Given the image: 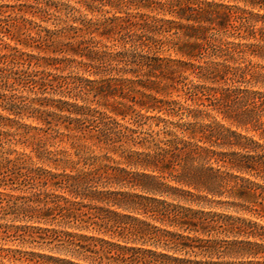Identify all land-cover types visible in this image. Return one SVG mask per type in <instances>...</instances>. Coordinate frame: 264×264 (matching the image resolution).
Returning <instances> with one entry per match:
<instances>
[{"label": "trees", "instance_id": "1", "mask_svg": "<svg viewBox=\"0 0 264 264\" xmlns=\"http://www.w3.org/2000/svg\"><path fill=\"white\" fill-rule=\"evenodd\" d=\"M101 1L85 0L91 10ZM243 1L259 12H250L223 1L188 0L187 4L185 0L139 1L142 8L161 10L184 19L188 24L178 29H186L185 36L189 40L179 48V53L189 59L217 60L205 66L192 65L204 83L228 86L209 88L204 84L201 89L203 95L206 91L213 92L208 98L211 113L221 116L229 127L218 122L206 126L189 123L184 125V133L192 135L189 139H180L169 132L167 136L174 139L138 142L133 130L91 106L94 101L91 97L99 100L101 96V99L107 97L106 89L112 88L111 84L103 82L95 86V81L88 80V84H93L89 89L81 85L84 80L55 77L35 70L44 67L40 61L50 64V60L19 54L17 48L1 44L3 38H0V99L9 100L6 105H0L17 118L33 115L27 117H35L48 127L20 126L24 130L25 143H30L42 167L33 166L32 157L25 154L15 160L0 161V213L4 219L21 224L3 228H14L26 244L48 247L66 256L32 252L30 262L264 264V93L229 87L237 82L264 83V73L252 62H247V56L264 60V14H260V10H264V0ZM110 3L118 13L125 11L127 15L103 23L104 29L115 35L117 44L114 45L122 50L117 53L99 51L94 49L99 47L98 43L92 41H83L77 48L69 46L72 48L69 52L76 55L86 51V54L80 53L87 60L80 62L81 67L98 70L116 61L146 66L152 72L161 66L162 59L157 55L161 42L150 34L176 22L129 15L133 4L126 0H110ZM2 8L0 6V16L3 17L0 18V36L24 43L12 30L18 28L17 21L10 22ZM97 25L89 26L87 31L95 32ZM229 38L239 42L226 41ZM89 43H93L94 48L84 46ZM139 56L143 61L137 60ZM132 72L137 73L136 70ZM124 82L120 81L121 87L125 86ZM16 87L30 89L45 98L25 105L17 103L20 99L17 95L8 98L4 93ZM51 93L82 100L84 105L48 99L46 96ZM36 104L39 108H34ZM45 106L76 117L58 116L43 110ZM124 109L125 106L121 105L111 112L127 117L128 112ZM193 117L197 119L199 116ZM55 118L68 123L67 128L82 133L83 138H94L100 155L86 158L82 164V160H72L68 151L47 152L45 148L51 139L53 125L51 120ZM4 122L15 123L16 120L0 116L1 148H4L3 144L12 143L11 135L4 130L9 125ZM196 134L204 136L197 138ZM203 138L212 143L211 147L199 144ZM215 145L238 151H218L213 148ZM136 147L148 152L131 151ZM118 153H121V161L126 167H121L120 162L110 164V155ZM48 161L62 170L44 167ZM131 167L139 171L132 172ZM185 187L205 193L204 197L198 196L203 201L211 202L209 196L227 197L231 201L218 200L216 203H226L239 215L216 214L181 205V201H188L186 197L195 196L194 192L184 190ZM125 188L140 193L126 192ZM2 189L22 194L5 195ZM165 195L178 203L167 201L163 198Z\"/></svg>", "mask_w": 264, "mask_h": 264}, {"label": "rangeland", "instance_id": "2", "mask_svg": "<svg viewBox=\"0 0 264 264\" xmlns=\"http://www.w3.org/2000/svg\"><path fill=\"white\" fill-rule=\"evenodd\" d=\"M115 1V0H111ZM131 4V9L128 11L132 16H150L160 21H173L176 24H166L160 31L150 34V37H154L157 41L161 42L159 46L158 57L162 59L161 66H157V69L149 72L148 67L139 65H126L120 62L107 63L105 67L95 70L92 68L81 67L80 62H86L87 60L81 57V54H86L80 51L77 55L69 52V46L73 45L77 48L81 42H96L98 48H94L93 43H89V48H94L99 51L108 50L111 53H117L122 50V47H116L117 44L114 41L115 35L110 30H105L103 23L108 19L114 17H127L125 11L118 13L115 7L110 6V0H103L96 3L93 9H88L85 0H0V6L3 12H6L7 18L10 22L17 21L18 28L16 31L18 34V40H24V43H17L10 39V37H2L1 44H7L11 48H17L19 54L24 56L33 55L41 59L45 58L50 60V64L47 61L42 60L40 64L44 67H36L35 70L45 71L55 77H64L71 79H80L84 82H80L82 86L91 88L93 84H88V80L95 81V86H100L103 82L106 85L111 84L112 88H107V97L100 98V100L91 97L93 101L92 108H98L100 111L112 116L124 127L135 132L134 137L137 141H146L156 139L157 141H166L174 139V137L167 136V133L171 132L178 136L180 139H189L190 133H184L186 128L184 125L189 123H197L202 126L211 125L214 122L225 124L229 127L228 123L223 121L221 116L216 113H211L209 104V96L213 92L206 91V95H203V89L201 87L205 84V87L221 88L223 83L217 85L211 82L204 83L199 78L197 71L194 69L200 65L205 66L211 61H217L215 59H189L182 56L179 53V48L184 45L189 39L185 36L186 29H178L180 26H185L188 23L181 19L178 15H172L170 13L161 10H149L142 8L140 0H126ZM133 1V2H132ZM159 2L162 0H151ZM197 2H218L222 1L228 5H236L244 10L258 13L259 9L253 10L251 5L245 3L243 0L234 2L231 0H194ZM185 4L188 0H185ZM140 9H137L139 8ZM260 14H264V10H260ZM0 18H3L0 16ZM15 19V21H14ZM98 24L95 32L87 31L89 26L92 28L95 24ZM262 24H259V28ZM51 38V41L49 40ZM194 42V40H190ZM229 42H239L233 38H229ZM252 42V41H251ZM100 43V44H99ZM50 45V46H49ZM106 46V49L104 47ZM72 49V48H71ZM66 50V51H65ZM76 50V49H75ZM8 52L7 50H4ZM67 52V53H66ZM79 52V51H78ZM143 54V53H141ZM138 61H143L142 56H139ZM243 61V60H241ZM252 62L256 68L264 73V60L247 56V62ZM189 64H185V63ZM33 63H36L33 60ZM106 71H103V70ZM132 70H136L137 73H133ZM147 75H151L148 77ZM120 81L125 83L124 87L120 86ZM258 83L257 85H251L246 82H237L235 84H229L231 88H242L252 91H261L264 93V83ZM118 84V85H115ZM228 87V86H224ZM17 89L13 91H6L7 97L17 95V103L25 105L29 101L37 100L39 98H45L44 95L35 94L30 89ZM207 90V89H205ZM0 93L1 90H0ZM113 93V95H111ZM48 99L53 100H68L71 103H77L78 105H84L82 100L75 101L68 97H61L54 93L46 96ZM97 100L100 102L97 103ZM7 101H9L7 99ZM0 99V104L6 105V102ZM145 103V106L141 104ZM0 105V116L5 118H12L16 120L15 123L4 122L9 125L4 128L11 135L12 143L3 144L4 148L0 147V161L2 159L15 160L21 154L32 157L33 166L42 167V162L37 158L30 143H25V138L22 137L23 129H20L21 125H29L37 128H48L41 122L37 121L35 117H27L33 115H26L21 117H15L12 113L6 111ZM125 106V112H128L127 117L112 113L116 107ZM154 106L155 110H149L147 107ZM39 105H34V108ZM45 111L54 113L62 117L75 118V115H70L68 112H60L58 109L45 106L42 108ZM191 112V113H190ZM193 114V115H191ZM211 115L212 117H209ZM193 116H199L197 119ZM53 125L51 126L50 135L51 139L46 145V151L50 153H59L61 151H68L70 158L74 161L82 160V164L86 158L94 155H100L99 150L95 147L94 138L84 135L77 131H70L67 127L68 123H64L62 120L55 118L51 120ZM1 130V128H0ZM188 134V135H185ZM59 136L55 139V137ZM186 136V137H185ZM204 136L202 134H196L197 138ZM204 139V138H203ZM201 139L199 143L202 146L211 147L212 143H209L207 139ZM191 140V139H190ZM194 142V140H193ZM1 144V143H0ZM215 150L229 152L238 151L237 149L230 150L227 147L220 148L219 146L213 147ZM131 151L148 152L143 148L136 147ZM51 154V157L53 156ZM121 153L116 155L111 154L112 161L110 164L117 162L121 163V167H126L123 164L120 157ZM81 157V159L79 158ZM80 164V166H83ZM46 168H56L54 164L49 161L44 165ZM215 167H217L215 165ZM62 170L61 168H56ZM132 172L139 170L135 168H129ZM56 171V170H55ZM68 171H70L68 169ZM174 185V183H172ZM124 191H130L131 193H140V191H134L131 188H125ZM184 190L192 191L195 193L193 197H186L188 201H181V205L191 208L193 210H204L206 212H212L216 214H227L238 216L233 209H229L226 203L217 204L216 201H231L227 197H211L210 201H203L198 198L206 196L205 193L197 192L192 188L185 187ZM2 192L5 195L14 194L15 196L21 195L19 192H12L9 189ZM200 197V196H199ZM169 202L178 203L173 201L168 195L163 197ZM215 201V202H214ZM249 218V216H246ZM21 225L20 223H12L8 219H4L3 214L0 213V264H34L29 260L32 259L30 253H40L46 255H52L56 257L65 258L63 254H59L56 251H51L48 247H40L38 245H31L24 243L18 234L15 233L14 228H3L12 225Z\"/></svg>", "mask_w": 264, "mask_h": 264}]
</instances>
